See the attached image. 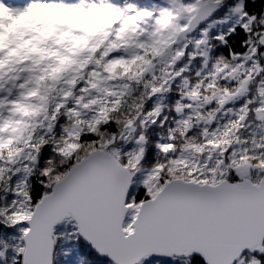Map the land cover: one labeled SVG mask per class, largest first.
<instances>
[{
    "label": "snow or ice",
    "instance_id": "6c2138e0",
    "mask_svg": "<svg viewBox=\"0 0 264 264\" xmlns=\"http://www.w3.org/2000/svg\"><path fill=\"white\" fill-rule=\"evenodd\" d=\"M166 3L154 15L113 0H0V264H264V9ZM218 9L223 18L191 37ZM237 25L243 50L213 58L211 41L229 45ZM186 55L201 59L202 82L181 79V118L150 160L145 130L167 105L145 110V97L171 90ZM133 85L144 89L137 115L117 127L118 98ZM196 127L199 138L189 134ZM138 173L143 193L129 198ZM62 223L71 230L57 232Z\"/></svg>",
    "mask_w": 264,
    "mask_h": 264
},
{
    "label": "trees",
    "instance_id": "16d2710c",
    "mask_svg": "<svg viewBox=\"0 0 264 264\" xmlns=\"http://www.w3.org/2000/svg\"><path fill=\"white\" fill-rule=\"evenodd\" d=\"M121 0H113V2L118 3ZM124 1H128V2H135V3H147L150 0H124ZM245 4H246V9L249 11V13L251 14V12L255 11L257 13V15H259V12L261 9H264V0H245ZM226 11V9H224V11L222 12L221 10L215 15L216 16H222L224 14V12ZM4 19V16L0 14V21H2ZM233 25V23L231 22L230 24H228L227 26H223L221 29H219L218 31H213L210 35H216L219 32L222 31H227L228 27H231ZM193 36H196V33L193 34ZM243 38H246L243 30L239 29V26L237 25V32L232 33L229 37V45H222L219 44V42L213 40L211 41V43L213 44V47L211 49V55L214 57L219 56V55H224L227 56V48L228 47H232L233 51H242L243 48L241 46V41ZM189 49H186V52ZM185 63H190L188 60L187 55L183 58L182 61L178 62V65L181 64H185ZM195 63V64H194ZM194 63H190V67L188 68V71L183 73L182 76L180 78H178V81H173L171 84V90L166 94L165 96V100L164 103L167 105V107L165 108V110L162 112L161 117L158 118L157 123L153 124V125H149L148 128L145 130L146 135H149L150 137V143L147 144L146 147V156L149 157L150 160H154L156 158V150L153 147V142L154 141H162V137H166L167 134V128L169 127H175V121L180 119L181 117L175 113L174 111V105L175 102L177 100L180 99V84H181V79L183 76H187V75H195V73L197 71H201L202 68V61L200 58H196L194 59ZM261 75H264V73H262ZM197 78V77H196ZM259 79V77H258ZM221 85L226 84L227 86H232V83L234 82H227V81H221L220 82ZM135 94V93H133ZM254 94V85L252 86V89L250 90L248 96L246 98H251V96ZM145 110L150 111L151 107L153 106V97L149 98L146 102H145ZM215 107L214 104L208 105L206 106V110ZM164 116H167L168 119L165 120L163 125H160L159 120L163 119ZM251 119V118H250ZM190 135H194L197 138H199V128H193L191 130V132L189 133ZM129 145H125L122 148V151H126L128 150ZM134 180L136 181V177L134 178ZM143 193V188L139 187V185H137L136 183H134L131 187V190L129 192V198H131V196L133 194H135L137 196V198H139L140 195H142ZM101 264H106V261H102Z\"/></svg>",
    "mask_w": 264,
    "mask_h": 264
},
{
    "label": "rangeland",
    "instance_id": "374dc122",
    "mask_svg": "<svg viewBox=\"0 0 264 264\" xmlns=\"http://www.w3.org/2000/svg\"><path fill=\"white\" fill-rule=\"evenodd\" d=\"M126 2H128V1L121 0L118 3H116V4L123 5ZM113 3H115V2H113ZM133 3H135V2H133ZM135 4H137V6H139V7H143V8H146V9L150 10V11H153V14L154 15H156L161 8L167 7L166 0H150L147 3L146 2L145 3H141V2L138 3L137 2ZM226 11L224 12V14L226 13ZM224 14L222 16L213 17L209 21H207L204 26H202L201 28H199L196 31L195 38H198L199 37L200 30L203 29V28H205V27H207L208 23H211L213 20L222 19L223 16H224ZM231 22L234 23V20L233 21H230L229 23H227L225 25H220V24L215 25L214 28L210 29V34L213 31H218L223 26H227ZM190 36L191 37H194L193 34L190 35ZM190 48H191V46H189V50H190ZM190 63H194V59ZM190 63H185V64L188 65V68L190 67ZM185 64L177 65V67H183ZM178 78H180V77H178ZM178 78H176L174 81H178ZM165 96H166V94L164 95L163 98H161L158 95H154L153 96V106L156 103H164ZM246 97H241V98H239V99H237V100H235L233 102H230L229 104H226L224 106V109H222L220 113H217L216 119L211 123V125L209 126V129L212 130V129H215V128H218V127H222L224 125V123L227 121V119L229 118L228 115L225 114V110L228 109V108H232L233 110H236L237 108H239L244 103V101L246 99H248ZM182 102L188 103V101L186 99L183 100ZM255 123H257V122L254 121V120H251V123H250L249 127L247 129H243L242 130V135L243 136H249L252 133V131H255V128H254ZM141 178H142L141 175L138 173L137 176H136V184L137 185H139L138 182H139V180ZM71 227H72L71 224H64V223H62V224H60V225L57 226L56 230H57V232H67V231H70L71 230ZM63 246L64 247H71V245H68V244H64ZM162 264H168V262L167 261H162Z\"/></svg>",
    "mask_w": 264,
    "mask_h": 264
},
{
    "label": "clouds",
    "instance_id": "9594fccd",
    "mask_svg": "<svg viewBox=\"0 0 264 264\" xmlns=\"http://www.w3.org/2000/svg\"><path fill=\"white\" fill-rule=\"evenodd\" d=\"M133 31H134V28L131 25H126L124 35L126 37L131 36ZM122 67L123 66H121V65H117L116 66V72L119 73L121 71ZM160 75H161V73H160V71H158L157 72L158 79L160 78ZM185 78L191 82H194V83L202 82V81H197L196 75H187L186 77H182V79H185ZM225 86H227V85L226 84L221 85V87H225ZM133 93H135V94H133ZM133 93H132V95H130L126 98H123V97L118 98V99H120V101L122 103V107L120 108L119 113L114 114L111 117L113 120L118 121L117 127H119L120 124H123V122L128 119L129 115H131L133 118H135V116L137 115L136 110L132 109L131 106L134 103H141L140 97H141V95L144 94V89L142 86L137 88L135 85H133ZM146 101H147V97H145V102ZM102 122H104V121H102ZM94 134L98 137H100L102 135V133L99 130H97ZM177 143H179V139L177 140Z\"/></svg>",
    "mask_w": 264,
    "mask_h": 264
},
{
    "label": "water",
    "instance_id": "95a60500",
    "mask_svg": "<svg viewBox=\"0 0 264 264\" xmlns=\"http://www.w3.org/2000/svg\"><path fill=\"white\" fill-rule=\"evenodd\" d=\"M217 11H218V10H217ZM217 11H216V12H217ZM216 12H215V13H216ZM215 13H214V14H215ZM214 14H213V15H214ZM213 15H212V16H213ZM212 16H211V17H212ZM211 17H209V18H211ZM209 18H208V19H209ZM206 21H207V20H206ZM204 22H205V21H203V22H201L199 25H197V27H196L195 29H197L199 26H201ZM195 29H194V30H195ZM194 30H193V32H194ZM193 32H192V33H193ZM190 34H191V33H190ZM130 189H131V187H130ZM130 189H129V192H130Z\"/></svg>",
    "mask_w": 264,
    "mask_h": 264
}]
</instances>
